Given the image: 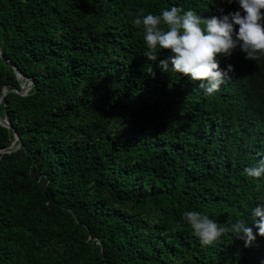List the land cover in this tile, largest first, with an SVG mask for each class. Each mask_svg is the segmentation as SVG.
Listing matches in <instances>:
<instances>
[{
	"label": "trees",
	"instance_id": "obj_1",
	"mask_svg": "<svg viewBox=\"0 0 264 264\" xmlns=\"http://www.w3.org/2000/svg\"><path fill=\"white\" fill-rule=\"evenodd\" d=\"M178 6L207 18L227 0H0V96L22 146L0 153V264H260L229 231L203 246L199 211L252 227L264 177V56L220 57L230 79L208 95L148 59L133 19ZM0 124V150L15 140ZM18 144V141L16 142ZM102 244V246L100 245Z\"/></svg>",
	"mask_w": 264,
	"mask_h": 264
},
{
	"label": "clouds",
	"instance_id": "obj_2",
	"mask_svg": "<svg viewBox=\"0 0 264 264\" xmlns=\"http://www.w3.org/2000/svg\"><path fill=\"white\" fill-rule=\"evenodd\" d=\"M227 3H235L238 8L226 14L221 8L220 16L205 18L194 10L171 6L158 14L137 15L132 23L142 29L148 59L157 60L160 54L157 49L167 50L170 55L160 61L162 69L168 71L171 64V71L199 81V87L212 95L234 71L231 64L226 70L221 69L220 57H231L237 49L248 60L255 61L264 56V0H227ZM244 172L251 178L264 177V158L245 168ZM252 216L257 218L255 228L258 233L242 221L227 227L195 210L186 211L184 220L203 246L212 245L232 231L249 247L257 234L264 237V203L252 209ZM260 264H264V260Z\"/></svg>",
	"mask_w": 264,
	"mask_h": 264
},
{
	"label": "water",
	"instance_id": "obj_3",
	"mask_svg": "<svg viewBox=\"0 0 264 264\" xmlns=\"http://www.w3.org/2000/svg\"><path fill=\"white\" fill-rule=\"evenodd\" d=\"M0 58L3 59V53L0 51ZM13 69L15 70L16 74H17V78L20 81V85L21 88L17 89V88H13V89H7L5 88L3 90L2 95L0 96V106L1 104L4 102L5 106H7L5 98L9 93H16L22 96H25L28 94L29 90L32 88L33 85V81H31L28 77H26L21 70H19L16 66H12ZM0 124L8 129L14 130L15 131V127L11 124L10 119H9V115L7 110L5 111V116L2 117L0 114ZM15 138L16 140L8 147V148H4L0 150V153H9L17 148H19L20 146H22V143L20 141V138L17 134V132L15 131ZM18 141V144H16V142ZM100 245L102 246V244L100 243Z\"/></svg>",
	"mask_w": 264,
	"mask_h": 264
}]
</instances>
